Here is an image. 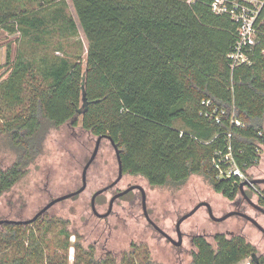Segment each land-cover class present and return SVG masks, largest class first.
<instances>
[{"label":"trees","instance_id":"16d2710c","mask_svg":"<svg viewBox=\"0 0 264 264\" xmlns=\"http://www.w3.org/2000/svg\"><path fill=\"white\" fill-rule=\"evenodd\" d=\"M70 2L78 23L65 0H0V29L18 31L24 44L15 54L6 52L7 68L0 74V113L10 111L0 119V140L14 153L12 163L0 170V196L41 153L45 120L56 127L80 121L93 136L108 134L118 145L124 174L141 175L150 186L179 185L195 174L225 199L234 198L239 182L217 178L211 160L229 142L241 170L259 162L264 147V6L249 64L232 68L227 54L236 42V25L226 15L213 14L205 1ZM78 27L88 40L84 66L81 58L37 55L33 46L26 50V44L47 47L54 34L76 36ZM207 100L210 105L203 104ZM211 107L224 110L219 122L206 115ZM54 219L62 227L47 240ZM42 220L45 225L36 231L30 229L34 222L0 227V264H61L59 259L68 264L63 253H48L45 259V249L81 248L79 236L68 230L67 219ZM71 235L74 243L68 240ZM214 236L215 246L193 236L191 264H239L254 251L240 237ZM82 249L89 257L86 264H159L143 242H131L119 262L110 255L94 257L92 244ZM251 264H264V255Z\"/></svg>","mask_w":264,"mask_h":264},{"label":"rangeland","instance_id":"374dc122","mask_svg":"<svg viewBox=\"0 0 264 264\" xmlns=\"http://www.w3.org/2000/svg\"><path fill=\"white\" fill-rule=\"evenodd\" d=\"M65 1L68 3L67 12L78 23L72 2L70 0ZM22 41L18 31L9 34L7 31L0 29V74L4 75L7 68L6 52L11 51L12 54H15L17 48H20L23 44ZM25 46H27L26 50L28 51L33 46L31 51L37 55L41 52H47L49 54L64 55L72 60L81 58L84 66L88 40L78 27L76 36L52 35L51 39L48 40L47 47L39 49L38 46L34 47L32 44H26ZM3 113L9 114L10 111L2 108L0 119H2ZM42 122H44L41 131L44 134L43 149L37 159L28 166L29 172L15 186L0 196V219H27L51 199L72 192L81 184V169L86 159H88L97 137L84 131L81 128L80 121L77 125L72 121H68L58 127L49 125L45 120ZM45 130L46 133H44ZM2 144L3 141L0 140V158L4 157L5 159L3 165L0 166L1 169L14 160V153ZM98 154V159L102 165L101 173L98 176L89 173L84 192L56 202L46 216L67 219L70 223L68 230L79 236L80 239H78L83 248L93 244L94 251L91 252L97 258L102 257L109 251L110 255L114 256L119 262L121 253L128 249L131 242H143L148 246L152 259L158 263L191 264V253L194 248L189 245V241L186 247L175 248L169 244L168 251L164 252L162 250V246L157 240V233H153L151 228L146 227L147 222L142 216L139 199L133 204L125 201V198L116 201L113 204L112 212L105 218H98L92 213L89 206L90 195L94 190L106 185L117 172L116 156L108 138L105 137L101 140ZM247 174L249 179L264 177V147L260 148L259 162L247 169ZM34 181L39 182L40 190H34L35 188L32 186ZM127 182L138 184L144 188L150 217L158 222L162 228H166L169 234H174L177 216L188 213L199 203L210 204L212 213L216 217L235 208V204L230 200H225L221 194L215 192L202 175H191L184 183L174 186L154 187L150 186L141 175L125 174L120 185L123 186ZM256 187L262 190L264 189V183ZM244 192H248L246 187H244ZM254 193L253 200H256L259 194L257 191H254ZM237 195L239 196L240 193L238 192ZM23 200L28 202L26 203L27 206L23 205ZM43 222L44 220L40 218L30 226V229L38 230L39 226L45 225ZM184 222L185 226H190L191 230L195 225H198L200 228L197 229L196 233H204L206 239L214 246V234L229 230L234 235L241 234L245 236L249 242L255 244L253 252L256 253L258 258L264 255V235L255 232V228L251 223L244 219L230 216L225 221L217 222L208 217L205 206H200L185 218ZM226 222L228 224L233 223L231 226L225 227ZM60 227H62L61 223L55 219L52 220L49 229L45 233L46 239L50 240ZM227 236L230 235L227 234ZM59 238L63 239V235H59ZM68 240L74 243L75 236L71 235ZM82 247L71 246L66 251L64 249L53 251V248H47L45 249L44 258L49 260L48 253L53 254L54 252L60 255L63 253L68 257V264H73L74 256L78 257L77 264H86L89 257L83 252ZM183 248H186V250ZM109 258L111 259V257ZM59 261L63 264L62 261L64 260L59 259ZM247 262L251 264V256L244 258L239 264Z\"/></svg>","mask_w":264,"mask_h":264},{"label":"flooded vegetation","instance_id":"af4514ba","mask_svg":"<svg viewBox=\"0 0 264 264\" xmlns=\"http://www.w3.org/2000/svg\"><path fill=\"white\" fill-rule=\"evenodd\" d=\"M90 156V154H89ZM2 157V156H1ZM99 157V154H98V151L96 153V156L95 158L91 161V163L89 164L88 168H87V178H86V182H87V179H88V176H89V173H94L95 176H98V174L101 173V162L100 160L98 159ZM89 158V157H88ZM4 157L3 158H0V166L3 165L4 163ZM88 161V159L85 161V163ZM12 163V162H11ZM84 163V164H85ZM84 166V165H83ZM7 167V166H6ZM6 167H4L3 169H1L0 167V170H4ZM92 168V170L90 171V169ZM90 171V172H89ZM117 171V169H116ZM29 172V169L27 168L26 169V172H25V175ZM24 175V176H25ZM124 173H123V176L119 179H117L118 177V171L116 172V175L114 177H112V179H110L106 185H103L101 187H99L98 189H102V188H105V190L103 192H101L100 194L96 195V197L94 198V205H95V209L91 206V197L93 195V193L95 191H97L98 189L94 190L92 192V194L90 195V200H89V206L91 207V210H92V213L98 217V218H105L107 217L108 214H110L112 212V209H113V204L120 200V199H124L125 198V201H128L129 203L133 204L135 202H137V199H139V204H141V207H142V216L144 217L145 221L147 222V226L148 228H151L153 230V233H157L158 235V242L161 244L162 246V250L164 252L168 251L169 248V244L172 245L173 247H182V246H185L186 247V244L187 242L189 241V245L194 248L195 250V246H194V241H193V236H202V237H205L204 236V233H196L197 232V229H199L200 227L198 225H195L193 227V229L191 230L190 229V226H185V222L183 223V221L180 223V226H179V229H180V235L178 234V227H177V219L182 216L183 214H181L180 216H177L176 218V222H175V226H174V234H169V232L167 231L166 228H162L158 222L154 221L150 215H149V210H147V204H146V193L144 191V188L141 187L140 185L138 184H134V183H130V182H127L125 185L121 186L120 184L122 183V180H123V177H124ZM22 178V177H21ZM252 179H264V177H259V178H255L253 177ZM261 183H264V181H260L258 184H255V185H244V187H246V189H248V192H244V191H239L240 195L238 196L237 194L234 196V198L232 199H227V200H230L232 201L234 204H235V208L234 209H231L229 211H227L225 214L219 216V217H222V216H226L223 220H220V221H217V222H222V221H225L227 217H230V216H235L237 218H240V219H244L248 222L251 223V225L255 228V232H258L260 234H263L264 235V201H260V194L262 192V190L264 189H258L256 186H258L259 184ZM81 185V184H80ZM79 185V186H80ZM15 186V184H14ZM32 186L35 188L34 190L38 191L40 190V186H39V182L37 181H34L32 183ZM78 186V187H79ZM78 187H76L74 190H76ZM12 188V187H11ZM86 186L84 187V190H85ZM81 191L80 193L84 192ZM244 190V188H243ZM254 191H257L258 194H259V197L256 199V200H253V196L255 195ZM69 193V192H68ZM78 193V194H80ZM121 193V194H120ZM41 194V193H40ZM76 194V195H78ZM119 194V195H118ZM75 196V195H74ZM115 198L113 199L112 203H111V209L109 210V212L107 213L110 205V200L112 199V197ZM224 198V197H223ZM225 199V198H224ZM225 199V200H226ZM52 200V199H51ZM62 201V200H60ZM49 202V201H48ZM59 202V201H57ZM26 203H28L27 201L23 200V205ZM46 204V203H45ZM56 204V203H55ZM55 204L51 205L49 209H47L43 214L39 215V217L35 220H39L40 218H54V216H46L47 212L52 208V206H54ZM144 205H145V208H146V211H147V214H145V209H144ZM27 206V205H26ZM43 206V205H42ZM41 206V208H42ZM201 206H205V205H201ZM200 207V206H199ZM206 207V206H205ZM40 208V209H41ZM105 208V209H104ZM207 208V207H206ZM102 209V211H101ZM104 209V210H103ZM39 211V210H38ZM37 211V212H38ZM37 212H35L33 215H35ZM104 213H107L105 216H100V214H104ZM207 213H208V217H210L209 215V212H208V208H207ZM229 213V214H227ZM99 214V215H98ZM186 214V213H185ZM227 214V215H226ZM32 215V216H33ZM152 215V214H151ZM31 216V217H32ZM29 217V218H31ZM158 218V217H157ZM211 218V217H210ZM10 219V218H8ZM212 219V218H211ZM14 220H21V219H14ZM214 220V219H213ZM34 221V222H35ZM165 221V219H164ZM216 221V220H214ZM33 223V222H32ZM182 223H183V227H182ZM233 222H231L232 224ZM31 224V223H30ZM231 224H228V222H226V224H224L225 227L227 226H231ZM23 225V224H22ZM0 227H3L0 226ZM224 227V228H225ZM173 232V231H172ZM219 234H223L226 238H232V237H240L242 238L243 240H245V242L249 243L250 245H252L255 249V244L249 242V240L245 237V236H242L241 234H237V235H234L232 234L229 230H227L226 232H217ZM215 233V234H217ZM214 234V235H215ZM227 234H229L230 236H227ZM174 235V236H173ZM186 238V240H185ZM206 238V237H205ZM258 241V240H256ZM162 242V243H161ZM93 245V244H92ZM130 245V244H129ZM89 246V245H88ZM94 246V245H93ZM188 247V246H187ZM184 250H186V248H183ZM193 250V251H194ZM171 252V250H170ZM193 253V252H192ZM191 253V254H192ZM252 253H255V252H252ZM111 253L108 251L107 253H105L102 257H99V258H103V257H108V255H110ZM252 255V254H251ZM111 256V255H110ZM114 257V256H113ZM258 258V257H257ZM251 261H253L251 259ZM156 262V261H155ZM255 262V261H254ZM158 263V262H157ZM159 264H161L159 262Z\"/></svg>","mask_w":264,"mask_h":264},{"label":"built area","instance_id":"2783aa9c","mask_svg":"<svg viewBox=\"0 0 264 264\" xmlns=\"http://www.w3.org/2000/svg\"><path fill=\"white\" fill-rule=\"evenodd\" d=\"M188 4H195L199 2H207L211 12L215 15H226L236 25L237 38L233 46V50L227 54L230 60L229 65L234 68L240 64H249V53L257 40L258 18L260 11L264 6V0H183ZM203 104L210 105V101H204ZM206 115L214 118L219 122L220 115L224 110H219L217 107H211L206 111ZM232 122L237 126H241L242 122L233 119ZM259 133V132H258ZM230 136L229 133H227ZM260 134V133H259ZM213 168L217 170V178L227 179L234 178L239 183L243 180H248L247 170H241L237 166L233 157L230 143L228 142L225 152L217 151L211 160ZM245 264H250L249 262Z\"/></svg>","mask_w":264,"mask_h":264},{"label":"water","instance_id":"95a60500","mask_svg":"<svg viewBox=\"0 0 264 264\" xmlns=\"http://www.w3.org/2000/svg\"><path fill=\"white\" fill-rule=\"evenodd\" d=\"M108 138L110 140V143L113 147V150H114V154L116 156V169L118 171V177L117 179L121 178L123 176V173L124 171H122V162H121V154H119V148H118V145L115 143V141L113 140L112 137H110L108 134H105V135H98L97 136V139L95 141V145L90 153V156L88 158V161L84 164L82 170H81V185L76 189V190H72V192H69V193H65V194H62L60 196H56V198H53L52 200H50L49 202H47L46 204H44L42 206L41 209H39V211L33 215L31 218H27V219H22V220H14V219H8V218H5V219H0V226L4 225L5 223L7 224H15V225H27V224H30L32 222H34L38 217L39 215L43 214L47 209L50 208L51 205L55 204L57 201H60V200H64V199H67V198H71L72 196L80 193L81 191L84 190V187L86 186V178H87V168L89 166V164L91 163V161L95 158L96 156V153L99 149V146H100V143H101V140L104 139V138ZM260 181H264V179H248V180H243L242 182L239 183V191H244L243 188H244V185H255V184H258ZM105 190V188H102V189H98L97 191H95L91 197V206L95 209V205H94V198L96 197V195L100 194L101 192H103ZM121 194V193H120ZM119 195V194H118ZM115 198L112 197V199L110 200V207L107 211V213L109 212V210L111 209V203L113 201V199ZM201 205H205L207 208H208V212H209V215L212 219L216 220V221H220V220H223L226 216H222V217H216L213 215L212 213V210H211V207H210V204H207V203H199L197 204L195 207L192 208L191 211H189L188 213L186 214H183L182 216H180L177 220V231H178V234L180 235V229H179V226H180V223L185 219L187 218L188 216H190L192 214V212H194L199 206ZM144 211H145V214H147V211H146V208H145V205H144ZM107 213H104V214H100V216H105ZM229 214V213H227ZM226 214V215H227ZM99 215V214H98ZM251 259L255 262H257V255L256 253H252L251 255Z\"/></svg>","mask_w":264,"mask_h":264}]
</instances>
